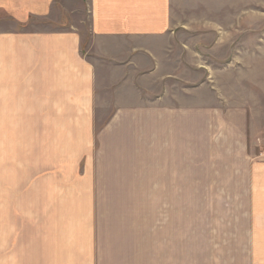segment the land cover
Returning a JSON list of instances; mask_svg holds the SVG:
<instances>
[{
	"label": "crops",
	"instance_id": "1",
	"mask_svg": "<svg viewBox=\"0 0 264 264\" xmlns=\"http://www.w3.org/2000/svg\"><path fill=\"white\" fill-rule=\"evenodd\" d=\"M70 1L0 0V264H264V90L184 107L165 87L175 35L246 0ZM259 41L222 79H264Z\"/></svg>",
	"mask_w": 264,
	"mask_h": 264
},
{
	"label": "rangeland",
	"instance_id": "2",
	"mask_svg": "<svg viewBox=\"0 0 264 264\" xmlns=\"http://www.w3.org/2000/svg\"><path fill=\"white\" fill-rule=\"evenodd\" d=\"M64 4L66 5L68 3L64 2ZM69 6L73 8L76 4L71 0ZM236 8L243 11L242 15L239 17H235V13H237ZM228 12L233 13V16L226 18L218 14L207 18L203 16L200 17V15L197 17L198 21H202L201 19H210L213 23L210 27L217 29L218 33L213 32L208 35L206 32L182 31L175 35V48L177 50L179 46L177 55H180L181 59L180 80L171 81L166 84V92L176 95L173 98H169V100L172 99L186 107L189 104L208 106L229 103L236 105L238 103L242 104L253 100L258 101L263 98L259 95L261 94L260 91L264 90V79L255 82L251 80H242L241 78L225 80L224 78L222 79L221 73L222 68H227L228 66L231 72H237V70L238 72L241 71L242 69L239 70V68L235 66L236 64H232L238 56H240L241 60L243 58L245 59L246 65L250 63V55H253L255 51L245 47V44H247L246 42H258L259 40L260 43L264 42V1L259 3L258 0H246L239 5L235 3L234 6L228 7ZM69 20L71 21V18ZM186 20L187 19H182V21ZM81 22V25L87 28L88 14L84 15V19H82ZM67 25H69V23H67ZM55 27L56 24L50 20L32 19L27 24L26 29L45 31L55 29ZM205 36L208 38L204 39ZM222 39L226 44L225 46L223 43V48H221V43L216 42ZM240 43H244V47H239L236 50ZM204 46L206 48H204ZM260 71L261 67L256 66L251 69L248 74L259 73ZM244 75L247 74L235 73L237 77H242ZM212 77L213 80H211ZM178 83L180 85V92L177 90ZM178 94H180V96ZM256 94H258V96H255ZM189 95L191 97H189ZM99 97L102 105L103 103L111 104L113 102L106 94H101ZM212 97H215L216 100L210 101ZM178 99L179 101H177ZM121 105L139 107L140 104L135 94L132 93L125 101H121ZM103 106L98 109L96 114L95 126L97 132L100 130V127H104L106 117L109 115V113L103 112ZM97 108H99V106ZM117 132L119 133L120 131L118 130ZM262 149L264 148L259 149V156H261L260 153ZM126 163L127 162H121V164ZM93 165H96V161L94 160L92 162V167ZM60 166V162H53V169ZM78 167H82V164L80 165L79 163ZM26 196L28 195L26 194ZM26 211L27 209L25 208L21 209L23 215ZM134 216L140 217V210H134Z\"/></svg>",
	"mask_w": 264,
	"mask_h": 264
},
{
	"label": "built area",
	"instance_id": "3",
	"mask_svg": "<svg viewBox=\"0 0 264 264\" xmlns=\"http://www.w3.org/2000/svg\"><path fill=\"white\" fill-rule=\"evenodd\" d=\"M260 157H262L264 159V149L261 150V153H260Z\"/></svg>",
	"mask_w": 264,
	"mask_h": 264
}]
</instances>
